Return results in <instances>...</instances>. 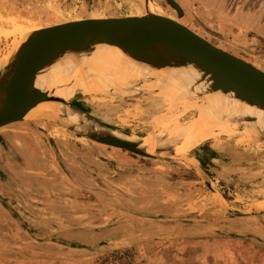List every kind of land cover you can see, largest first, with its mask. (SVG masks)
I'll return each mask as SVG.
<instances>
[{"label": "rangeland", "instance_id": "374dc122", "mask_svg": "<svg viewBox=\"0 0 264 264\" xmlns=\"http://www.w3.org/2000/svg\"><path fill=\"white\" fill-rule=\"evenodd\" d=\"M229 1L234 2V11L230 7L224 10L222 0H152V8L264 71V49L258 37L254 33L248 37L254 42L248 48L242 37L247 33L243 25L248 22L264 36V23L258 24L255 18L248 21L247 15L239 14L233 20L240 9L243 14L248 8L264 5V0ZM143 12L141 0H0V29L64 18ZM225 23L227 29L222 27ZM151 81L132 82L137 91L130 95H88L59 107L84 109L107 132L144 139L155 145L154 151H177L171 148L180 141L172 131L176 125L170 124L166 131L154 128L153 122L165 116L172 103L157 92L141 88ZM193 100L199 105L205 101L202 95ZM172 111L179 116V128L198 115L177 105ZM65 119L66 115L58 114L52 119L21 120L0 129V146L7 152L0 166L15 167L5 187L0 185V191L7 189L13 194L14 202L3 205L15 218L8 215V219H1L4 214L0 210V262L36 264V245L43 241L36 237L37 198L46 203L47 210L49 204L63 208L58 211L69 218L87 216L89 231L96 224L106 226L108 220L149 216L153 223H137L142 225L138 227L158 233L142 235V242H147L142 248L127 247L134 252L135 264H264V240L251 233V226L243 231L241 222L246 217L249 225L264 221V207L259 206L264 202V143L252 123L236 122L229 135L166 158L98 144L71 128ZM17 201L30 205L33 212L28 206L18 207ZM89 239L93 251L102 237L92 235Z\"/></svg>", "mask_w": 264, "mask_h": 264}, {"label": "water", "instance_id": "95a60500", "mask_svg": "<svg viewBox=\"0 0 264 264\" xmlns=\"http://www.w3.org/2000/svg\"><path fill=\"white\" fill-rule=\"evenodd\" d=\"M141 3L144 12L135 15L31 23L7 44H0V129L21 121V114L38 102L70 106L54 96L23 95L14 85L20 73L50 58L96 47L106 50L113 60H124L133 53L166 55L176 67L186 69L190 83L238 94L249 101V110L255 113L252 125L264 143V71L216 47L176 18L148 7L146 0ZM11 97L17 100L10 102ZM73 108L88 116L84 109ZM76 130L98 144L136 151L135 146L110 136Z\"/></svg>", "mask_w": 264, "mask_h": 264}, {"label": "bare ground", "instance_id": "6f19581e", "mask_svg": "<svg viewBox=\"0 0 264 264\" xmlns=\"http://www.w3.org/2000/svg\"><path fill=\"white\" fill-rule=\"evenodd\" d=\"M152 8V0H146ZM22 31L0 29V44H7ZM174 59L160 54H130L124 60H113L104 49L91 47L86 52L66 54L50 58L42 66L20 73L15 79L16 89L27 97L54 96L72 104L88 95H130L137 91L132 82L152 80L143 85L144 90L157 92L169 99L171 110L157 119L155 129L166 131L170 124L177 126L179 116H174V105L184 112L195 111L197 117L187 125L172 130L180 141L171 148L177 151H154L144 139L107 132L98 121L75 109L59 107L56 103L38 102L30 105L22 114L23 121L52 119L58 114L66 115V124L96 135L110 136L126 145L135 146L136 151L156 157L175 158L180 152L193 150L201 144L215 140L218 136L229 135L236 122L249 124L255 113L249 110V101L236 93L219 89H199L197 83H190L186 69L176 67ZM202 95L204 104L199 105L194 96ZM17 100L11 97L10 102ZM172 111V112H171ZM257 115V114H256ZM260 207H264L262 202Z\"/></svg>", "mask_w": 264, "mask_h": 264}, {"label": "crops", "instance_id": "0c3cea01", "mask_svg": "<svg viewBox=\"0 0 264 264\" xmlns=\"http://www.w3.org/2000/svg\"><path fill=\"white\" fill-rule=\"evenodd\" d=\"M242 3L243 1L241 2L240 6H242ZM233 5V1L231 2L229 0H222L221 6H224V10H227V8L230 7V11H232V9L234 8ZM242 9H240L239 12L234 15L233 20H236L239 15H247L248 21L249 18H255V21L258 24L264 23V5L261 6L259 4L257 7L255 6L254 9L248 8L244 11L243 14ZM253 12L256 13L255 16ZM227 17L228 15H226L225 13V18ZM226 21H228V19H226ZM226 25L227 23H225L222 27L227 29L228 26ZM243 26L246 27L243 28V30H246L247 32L246 34L243 33L242 35V37L244 38V45L247 46V48L253 45L252 43L254 42H250V39L252 38L251 36L254 33L258 37V43L262 44V47L260 48L263 50L264 36H261V34H258V32L255 31V25L252 27L250 22H248V24H245ZM212 27L216 26L213 25ZM217 27L219 28L220 26ZM262 27L264 28V24L262 25ZM248 37H250V39ZM260 39L261 41H259ZM6 154L7 152L5 151V149L2 148V150H0V159H2ZM199 161L201 164L202 160L199 159ZM13 170H15V167L10 165H8L7 167L0 166V185L4 186V183L7 182L9 174L12 173ZM12 197L13 194H11L9 190L5 189V192L0 191V210H3L4 214L1 216V219H8V215L14 218V215H12V213H9L7 209L8 207L3 205L4 203L7 204V201L14 202V200H12ZM19 203L18 207L24 208L25 206H28L29 211L32 210L30 208V205L25 204L23 202ZM35 207L36 237L38 239L43 240L38 241L36 245V264H101L98 261V255L106 254L108 252H112L113 250L124 249L130 246L135 249L137 248V246L142 248V244L147 243L142 242V235L146 234L150 236H157L158 233L156 230H152L151 228L141 229L138 227H142V225H139L137 223H144L146 226L153 223L150 222L153 221V219H151L149 216H146L145 218L139 216L138 219L137 217H129L127 220L124 221H122V218L118 221L108 220L106 226L101 227L99 224H96V228L89 231V225L91 222L90 219L88 222L87 216L80 215V217L77 219L72 217L69 218L68 214H66L65 212H59L58 210L60 208H54L51 204L47 206V210L46 203L40 201L37 198ZM60 210L63 211V208H61ZM46 211L48 212V216H45ZM15 217L19 220L17 216ZM259 218L260 216L255 217L254 220L259 221ZM247 219L248 218L246 217L241 221L243 222V231L246 232L247 229H249V227L251 226V233L256 235L258 238L264 240V221L257 223L252 222L251 225H249ZM101 220L103 221V218H101L100 221ZM244 221H247L246 224H244ZM132 223L136 225H133ZM40 226H43V228H39ZM22 231L24 230L22 229ZM92 235L99 236L100 238L102 237V239L98 240L97 245L93 246V251H90V246H88V243L90 242L89 236ZM143 239H145L144 236ZM14 259L17 258L14 257ZM0 264L6 263L1 261ZM19 264H25V262H21Z\"/></svg>", "mask_w": 264, "mask_h": 264}, {"label": "built area", "instance_id": "2783aa9c", "mask_svg": "<svg viewBox=\"0 0 264 264\" xmlns=\"http://www.w3.org/2000/svg\"><path fill=\"white\" fill-rule=\"evenodd\" d=\"M102 255L98 258L101 264H135L134 252L129 248L113 250L105 257H101Z\"/></svg>", "mask_w": 264, "mask_h": 264}, {"label": "flooded vegetation", "instance_id": "af4514ba", "mask_svg": "<svg viewBox=\"0 0 264 264\" xmlns=\"http://www.w3.org/2000/svg\"><path fill=\"white\" fill-rule=\"evenodd\" d=\"M200 160H202V161H203V159H201V158H200Z\"/></svg>", "mask_w": 264, "mask_h": 264}]
</instances>
